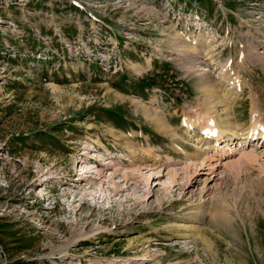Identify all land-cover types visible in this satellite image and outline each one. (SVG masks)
Returning a JSON list of instances; mask_svg holds the SVG:
<instances>
[{"label": "rangeland", "instance_id": "obj_1", "mask_svg": "<svg viewBox=\"0 0 264 264\" xmlns=\"http://www.w3.org/2000/svg\"><path fill=\"white\" fill-rule=\"evenodd\" d=\"M253 123L264 0H0V264H264Z\"/></svg>", "mask_w": 264, "mask_h": 264}, {"label": "bare ground", "instance_id": "obj_2", "mask_svg": "<svg viewBox=\"0 0 264 264\" xmlns=\"http://www.w3.org/2000/svg\"><path fill=\"white\" fill-rule=\"evenodd\" d=\"M235 81V80H234ZM211 118V117H210ZM214 119H210L208 122V124L200 127V131L201 133H205L208 134L207 136H211L214 139V144L210 145V146H214L217 145L218 143H216V141H218L219 139L222 140V136L226 135L224 132L222 131H217L216 127L214 125H211L210 122H212ZM207 123V122H206ZM252 128H255V131L248 134V132H240L237 133V137H239V135H241V137H262L264 138V125H259V124H252ZM190 134V133H189ZM223 136V137H224ZM240 137V138H241ZM208 146L207 144L205 145V147ZM187 153V152H186ZM149 171V170H148ZM91 171L88 170V168L86 166H81L80 172L78 174H80V177L77 180H82V177H98V172L96 173V175H89ZM93 174V172H92ZM176 174V173H175ZM127 176V175H126ZM42 193V192H41ZM46 194V193H44ZM41 196H44L43 194H41ZM81 200V199H80ZM82 203V202H81ZM81 205V204H80Z\"/></svg>", "mask_w": 264, "mask_h": 264}]
</instances>
